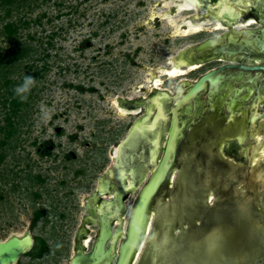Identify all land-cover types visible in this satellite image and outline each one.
I'll use <instances>...</instances> for the list:
<instances>
[{
  "label": "water",
  "instance_id": "obj_1",
  "mask_svg": "<svg viewBox=\"0 0 264 264\" xmlns=\"http://www.w3.org/2000/svg\"><path fill=\"white\" fill-rule=\"evenodd\" d=\"M256 1L248 0L246 6L244 0H0V61L13 47L14 38L7 37L5 27L15 23L18 41L34 36L32 46L37 48L41 47L39 40L43 41L51 66L35 92L28 117L9 119V106L0 103V264H13L27 251L18 264H69L87 214L86 203L103 174L104 189L109 183L126 180L128 207L136 197L117 264L132 259L149 226L152 204L163 191L174 199L168 210L172 218L164 219L171 223L167 226L182 228L177 216L203 206L206 217L212 215V224H232L240 232L239 239L232 226L226 230L221 226L218 238L222 248L236 240L234 248L246 254L242 259L238 255L236 264L247 258L258 264L264 258V210H260L259 200L264 196V170H260L264 122L257 123L264 121V113L258 107L255 112L251 109L249 128L256 127L255 135L240 160L227 162L232 171L217 167L218 175L235 182L231 188L221 185L220 191L226 190L222 198L227 200L219 211L199 199V189L203 193L209 189L204 169L175 170L181 130L174 126L169 130L160 154L172 112L188 101L179 102L184 90L191 87L189 96L193 97L213 72L198 79L228 62L212 61L200 68L195 63L197 56L231 29H251L258 23L255 16L248 15ZM85 41L86 49L81 50ZM253 41L263 45L257 39L247 43ZM44 63L39 61L40 66ZM5 82L6 78L0 94L9 97ZM247 118L244 111L241 144ZM147 140L152 141L149 155ZM134 153L141 164L135 163ZM218 191H212L210 200ZM117 196L120 210L126 212L124 190L118 187ZM261 203L264 206L263 198ZM110 206L111 202H104L100 211ZM116 213L118 210L113 215ZM191 221L189 226L195 228L196 220ZM88 228V238H93L95 227L89 223ZM111 235L106 221L93 252L80 253L73 264L110 259L111 248L105 252L104 244ZM90 241L85 242L87 247Z\"/></svg>",
  "mask_w": 264,
  "mask_h": 264
},
{
  "label": "flooded vegetation",
  "instance_id": "obj_2",
  "mask_svg": "<svg viewBox=\"0 0 264 264\" xmlns=\"http://www.w3.org/2000/svg\"><path fill=\"white\" fill-rule=\"evenodd\" d=\"M256 2L257 6L248 15L255 16L258 23L250 26L251 29H231L225 37L213 39L216 45L197 56L198 61L195 63L201 65L200 68L212 61L221 63L223 62L222 59H224L228 62L203 74L198 80L213 72L193 97L189 96L191 87L184 90L185 93L179 98V102H182L185 98H188V101H185L176 113L172 112L171 126L161 142L160 154L162 156L167 144L169 130L173 126L181 130L182 133L176 149L175 170L181 167L199 171L204 169L202 172L206 173V182L209 185V189L206 193L199 189V199L202 197L205 205L215 206L217 211L220 210L221 205L227 200L222 198L223 195L221 194L224 190L220 191L221 185L224 184L231 188L232 184L235 183L233 180L228 182L224 179L225 176L221 177L218 175L217 167L232 171V166L227 162L240 160V157L244 156L248 150L255 135L254 129L256 127L252 131L249 128V122L253 116L251 109H254L253 112H255V107H258L257 111L264 113V110L260 111V107H264V0ZM247 3L248 0H244V5ZM248 39L260 40L263 45L255 41L247 43ZM238 108L239 110L237 111ZM244 111L248 112V118L246 131L243 133L242 138L244 142L241 144L239 143L241 139L239 129L243 121ZM259 112L257 114L260 116ZM259 122L264 121L261 119L257 123ZM255 143L257 147L261 146L258 144V139L255 140ZM147 145L145 144L149 155L152 141L150 140ZM139 150H142V148ZM140 153L141 151H138L137 154ZM137 154L134 153L136 157L135 163L140 162V160H137ZM116 161L118 162V160ZM245 161H248L247 158H245ZM139 164L135 166L138 167ZM249 165H252V160L249 161ZM256 170L258 171L257 168ZM260 170H264V164ZM238 171L243 175L241 169ZM247 172L251 173L253 171L248 169ZM262 178L264 179V174ZM101 179L98 189L86 203L87 214L78 230L74 243L75 250L69 264H73L74 258L79 257L80 253L87 255L93 252L98 233L106 221L109 222L112 235L104 244V250L106 252L111 248V258L101 260L98 264H117L119 246L125 238L128 214L136 197L130 207H128L126 180L121 181L119 179L116 185L109 183L107 189H104ZM251 182L253 183V180H250ZM127 183L130 184V180ZM118 187L124 190L123 205L126 212L121 211L119 207ZM169 188L171 189L170 186ZM215 188H218L219 191L213 199L215 203L211 205L213 200H210V195ZM262 198L264 199V196L259 198L260 210H264V206L261 203ZM173 200L170 192L165 193L163 191L152 204L149 226L128 264H236L238 255H240L239 259L246 257L244 252L240 253L234 248L236 240L230 247L222 248L220 242L218 243L222 227L226 230L227 227L231 228L232 226V229L240 236L239 239L241 234L232 224L220 222L218 225L212 224L210 221L212 215L209 213L206 217L203 206L197 212H184L177 216L180 218L182 228L172 229L171 225L167 226L171 223L165 222L164 219L168 218L171 220L172 218L168 210L172 208ZM104 202H111L112 206L102 212L100 208ZM115 210H118V213L113 215ZM193 219L196 220L195 228L189 226ZM202 220L203 224L201 225L199 222ZM205 220L209 221L206 222ZM262 220L264 221V218ZM89 223H92L95 227L91 233L93 238H88V234H90ZM88 239L91 240L89 247L85 245ZM23 256L13 264H18ZM76 262V264H88L82 260ZM239 263L255 264L249 258L245 261L240 260ZM258 264H264V258H261Z\"/></svg>",
  "mask_w": 264,
  "mask_h": 264
},
{
  "label": "trees",
  "instance_id": "obj_3",
  "mask_svg": "<svg viewBox=\"0 0 264 264\" xmlns=\"http://www.w3.org/2000/svg\"><path fill=\"white\" fill-rule=\"evenodd\" d=\"M26 24L28 23L22 25ZM5 30L7 37H13L14 39H12L13 47L8 50L7 56L0 61V84L6 78L4 85L8 88L6 94L9 96L0 94V103L2 102L4 107L9 106L10 111L7 113V118L12 119L13 116L17 117L20 115L21 117H28L31 102L36 96L35 92L40 83L46 79V75L51 69V66L47 63V58H50V55L44 53L42 40H39L41 47L32 46V41L35 40L34 36H30L28 41H18L17 32L19 27L17 24L9 23L6 25ZM87 43V41L83 42L80 49L85 50ZM47 44L51 45V42ZM39 61L46 63L40 66ZM10 68L12 70H8ZM17 74H20L19 77H15ZM17 85L21 89H16ZM9 87H12L13 90ZM79 90L83 91L84 89L80 86Z\"/></svg>",
  "mask_w": 264,
  "mask_h": 264
}]
</instances>
